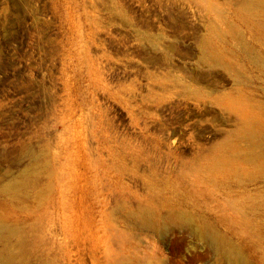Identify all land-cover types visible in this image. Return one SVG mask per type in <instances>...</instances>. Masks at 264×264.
<instances>
[{
  "label": "rangeland",
  "instance_id": "rangeland-1",
  "mask_svg": "<svg viewBox=\"0 0 264 264\" xmlns=\"http://www.w3.org/2000/svg\"><path fill=\"white\" fill-rule=\"evenodd\" d=\"M0 264H264V0H0Z\"/></svg>",
  "mask_w": 264,
  "mask_h": 264
}]
</instances>
